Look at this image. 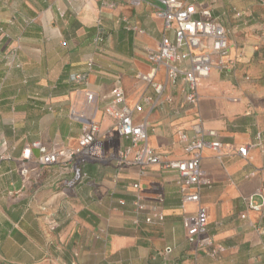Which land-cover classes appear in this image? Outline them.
Wrapping results in <instances>:
<instances>
[{
	"label": "crops",
	"instance_id": "0c3cea01",
	"mask_svg": "<svg viewBox=\"0 0 264 264\" xmlns=\"http://www.w3.org/2000/svg\"><path fill=\"white\" fill-rule=\"evenodd\" d=\"M188 1L210 9L227 30L235 61L201 82L197 107L180 87L168 85L158 97L137 78L151 70L148 53L164 36L174 38L155 1L0 0V264H264V215L245 201L264 199V0ZM90 60L88 84L70 83ZM155 82L165 83L163 71ZM117 87L134 120H147L149 144L163 158L188 157L179 132L192 138L197 117L205 132L217 134L205 138L224 145L204 150L201 162L211 182L201 204L212 248L188 242L184 218L198 205L183 202L177 171L156 165L141 176L133 165L118 166L132 142L105 112ZM90 122L98 125L91 155L70 169L41 166L39 150L23 161L33 142L47 153L77 147ZM240 147L248 148L247 158ZM137 194L148 207L139 213ZM156 205L164 220L148 224Z\"/></svg>",
	"mask_w": 264,
	"mask_h": 264
},
{
	"label": "built area",
	"instance_id": "2783aa9c",
	"mask_svg": "<svg viewBox=\"0 0 264 264\" xmlns=\"http://www.w3.org/2000/svg\"><path fill=\"white\" fill-rule=\"evenodd\" d=\"M161 7L156 15L164 20V28L167 32H172L173 39L164 36L158 47L148 53V61L151 70L147 74L140 73L137 78L153 87L154 91L161 97L166 87H180L185 93L187 103L192 107H197L201 96L199 88L201 82L209 78L214 68L219 70H230L235 66V61L228 58L229 41L227 30L218 22L212 19L210 9H198L197 6L188 0H153ZM134 6H139L142 0H131ZM98 42L103 41V31L100 29ZM88 71L73 74L70 83L74 85L88 84L89 75L93 68L92 60L87 63ZM163 71L165 83L155 82L156 75ZM183 83V85H181ZM87 102L94 101V94L87 93ZM150 101L149 97H145ZM173 97L169 96L166 101L173 102ZM125 95L121 87L114 91L113 100L105 107V112L115 121L117 131L120 136L126 137L132 142L134 150L130 159L132 149L120 152L117 164L120 167L133 165L139 169L140 175L144 176L152 166L159 165L164 170H173L179 173V186L183 194L184 203H196L197 211L184 218V226L187 232L188 242L198 250L212 248L214 241L208 233V209L201 204V191L204 187H211V182L205 177L201 169L203 152L206 149L221 151L224 145L218 140H207L205 136L216 138L215 131H204L200 117H197L192 125L194 136L189 138L183 132H179L181 141L185 144V152L188 155L185 159L169 160L159 155L149 144L147 132V120L136 122L133 118V109L126 105ZM135 110L141 111V106L137 105ZM98 133V125L95 122L88 123L84 128L75 148H64L47 153L40 142H33L28 145L22 153L23 161H30L33 151L39 150L41 154L38 163L41 166L59 165L63 170L72 167L75 159L91 155ZM248 148L240 147L238 153L242 158H247ZM220 157V156H219ZM27 175V170L23 171ZM135 190L140 189L139 184L134 185ZM257 194L261 192L258 190ZM248 209L264 215V199L261 203L254 201V196L245 198ZM134 207L139 213L148 207L144 199L137 194ZM150 209V208H149ZM150 215L145 219L151 224L154 220L163 221L164 214L160 206L151 207ZM245 218V216H243ZM216 250L213 255H216Z\"/></svg>",
	"mask_w": 264,
	"mask_h": 264
}]
</instances>
